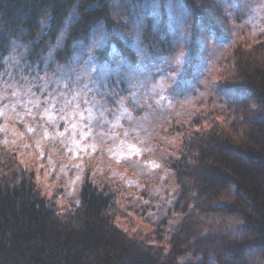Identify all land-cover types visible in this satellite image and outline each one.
<instances>
[{
    "label": "rangeland",
    "instance_id": "1",
    "mask_svg": "<svg viewBox=\"0 0 264 264\" xmlns=\"http://www.w3.org/2000/svg\"><path fill=\"white\" fill-rule=\"evenodd\" d=\"M203 2L110 0V30L131 49L133 63L108 43L103 21L94 24L87 44H78L67 67L50 53L41 70L28 71L22 62L26 46L17 41L3 57L10 67L0 74V146L33 173L60 214L77 206L83 182L90 181L111 194L117 226L168 248L183 217L174 209L179 191L168 161L180 156L186 132L199 129L194 118L201 127L213 113L226 122L232 103L251 95L220 89L217 77L237 44L264 37V0H214L221 8L215 12ZM192 9L208 13L193 21ZM147 21L162 30L172 52L154 53L142 42ZM105 45L100 59L97 51ZM249 98L253 118L264 124V107ZM219 207L201 215L204 230L246 237L241 217ZM260 256L259 247L244 253L251 264ZM198 259L188 253L180 263ZM208 263L216 264L213 258Z\"/></svg>",
    "mask_w": 264,
    "mask_h": 264
},
{
    "label": "trees",
    "instance_id": "2",
    "mask_svg": "<svg viewBox=\"0 0 264 264\" xmlns=\"http://www.w3.org/2000/svg\"><path fill=\"white\" fill-rule=\"evenodd\" d=\"M109 1L0 0V74L15 41L26 46L22 62L28 71L41 70L50 53L67 67L98 21L107 27L108 43L133 63L131 49L110 30ZM203 3L208 10H221L214 0ZM197 13L208 12L192 9L193 21ZM196 29L192 26L193 36ZM166 39L149 21L141 30L142 42L154 53L172 52ZM105 52L106 45L97 51L100 59ZM217 85L251 95L232 103L226 122L213 113L204 116L208 125L201 127L194 118L199 129L186 132L180 156L168 161L179 191L174 209L183 217L166 250L117 226L111 194L90 181L83 182L77 206L60 214L41 194L33 173L0 146V264H209V258L216 264H251L244 253L258 247L261 256L253 264H264V124L253 118L249 104L252 97L264 107V37L231 50L220 65ZM222 204L227 214L241 217L246 237L204 230L201 215ZM188 253L199 259L180 263Z\"/></svg>",
    "mask_w": 264,
    "mask_h": 264
},
{
    "label": "snow or ice",
    "instance_id": "3",
    "mask_svg": "<svg viewBox=\"0 0 264 264\" xmlns=\"http://www.w3.org/2000/svg\"><path fill=\"white\" fill-rule=\"evenodd\" d=\"M8 59H11V60L14 61V62H18V61H16V57H14V56H12V57H10V58H8ZM44 87L47 88V81L44 83ZM14 94H15V93H14Z\"/></svg>",
    "mask_w": 264,
    "mask_h": 264
}]
</instances>
